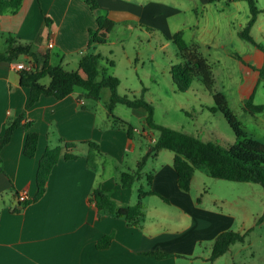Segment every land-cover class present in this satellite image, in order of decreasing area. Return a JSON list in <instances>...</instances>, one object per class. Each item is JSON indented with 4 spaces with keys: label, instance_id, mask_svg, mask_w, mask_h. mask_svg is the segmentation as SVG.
I'll return each mask as SVG.
<instances>
[{
    "label": "crops",
    "instance_id": "1",
    "mask_svg": "<svg viewBox=\"0 0 264 264\" xmlns=\"http://www.w3.org/2000/svg\"><path fill=\"white\" fill-rule=\"evenodd\" d=\"M96 1L100 12L115 23L108 43L102 45L106 55L115 56L120 46L127 51L128 43L136 48L154 39L168 42L173 35L183 32L189 45L196 46L203 56L214 55L218 63L222 57H233L240 71L243 65L264 66V0H257L262 12L251 28L254 44L239 36L251 16L243 0ZM97 28V18L83 0H24L16 13L0 15V53L6 51V36L12 35L21 43L35 44L40 51L49 52L52 65L57 61L63 64L69 57L104 52L100 46L94 50L89 47V32ZM50 42L52 48L48 46ZM28 59L21 56L18 63ZM15 64L0 62V145L8 119L21 116L30 97V90L20 83ZM249 84V80L237 84L243 110L251 100L261 104L256 102L258 89L249 88ZM221 94L229 106V97ZM84 95L76 90L62 100L40 98L22 121H31L30 128H17L1 148L0 264H215L218 259L210 261L212 246L227 231L228 216L203 206L193 195L192 186L191 192L179 187L174 154L162 155L166 149L152 154L142 171L141 180L146 182L150 174L144 170L150 160L157 162L151 173V186L147 182L141 184L136 195V182L132 188L123 189L121 173L133 171L141 160L135 159L131 164L134 166L126 169L128 153L137 150L142 158L149 152L140 138L143 140L150 130L145 121L141 130L135 128L141 137L129 140L124 130L113 127L106 105L103 110L94 109ZM249 114L264 139V112ZM238 121L248 136L256 135V130H247V122ZM29 132L40 136L33 158L24 155ZM59 139L78 143L74 151L77 157L56 164L43 197L23 208L19 196L25 193L27 200L35 198L40 160L46 148L58 145ZM90 141L98 143L103 154L97 168H90L87 163L89 148L84 143ZM111 167L113 173L109 172ZM194 178L195 173L192 185ZM97 186L110 190L120 206H134L141 188L161 197L143 195V217L138 224L130 225L122 217L102 214L91 202ZM105 236L112 237L110 245L99 249L98 243ZM159 252L170 257L154 255Z\"/></svg>",
    "mask_w": 264,
    "mask_h": 264
},
{
    "label": "trees",
    "instance_id": "2",
    "mask_svg": "<svg viewBox=\"0 0 264 264\" xmlns=\"http://www.w3.org/2000/svg\"><path fill=\"white\" fill-rule=\"evenodd\" d=\"M83 1L91 8V12L97 18L98 28L89 32V47L94 50L96 47L108 43L110 34L115 29V23L100 12L101 9L96 0ZM243 1L247 2L251 16L246 27L239 32V36L242 41L254 44L251 28L256 23L262 9L258 6L257 0ZM23 3L24 0H0V15L16 13ZM50 21V19H47V22ZM183 36L184 33L179 32L171 38L181 58V62L171 68L173 82L180 92H186L194 79L202 81L205 88L213 94L216 103L211 110L222 113L231 126L236 137L234 144L222 147L157 124L154 120L153 107L144 99V93L147 90L145 88L142 90L143 95L140 98L135 97L132 99L127 94L120 95L118 92L120 86L119 78L110 75L105 69H101V62L104 60L112 68L114 63L103 57L101 53L89 52L86 55H82L78 68L68 71L61 64L52 65L49 52H42L35 44H24L17 40L16 37L7 35V48L6 51L0 53V62L18 63L19 58L25 56L32 60L34 68L32 71L20 72V83L23 87L30 90V97L21 116L14 120L8 119L0 151L2 146L11 140L17 128L24 127L26 130L30 128L32 125L31 121L24 124H22V121L26 118V111L36 102H39L40 98L55 97L62 100L72 95L79 87L85 91L84 99L98 101L101 100L103 89H108L110 98L105 105L108 116L113 121L112 125L114 128L124 130L129 140L136 138L135 127L115 114L117 105L124 104L130 109H143L146 112L145 121L149 130L158 132L155 143L149 147V152L143 155L136 169L131 172L121 173L120 181L123 189H130L135 182L140 181L148 159L152 154L163 149L169 150L174 154L173 166L177 175V182L179 187L185 192H191L192 180L198 166L207 168L209 175L213 179L236 183L254 182L264 189V143L245 133L241 123L227 106L225 97L221 93L214 91L215 78L208 59L199 52L196 46L189 45ZM46 78L49 79L48 84L42 83ZM245 110L251 114L263 113L264 105H256L251 100L246 104ZM39 141V134L29 132L24 145V155L29 158L35 157ZM77 144L59 139L58 145L46 148L37 169V194L35 198L26 199L23 202V208L39 201L43 197L52 168L56 164L62 159L72 160L77 157L74 154ZM84 144L89 148L86 157L89 167L97 168L98 160L103 157L99 144L92 141ZM0 172H2L1 165ZM146 181L148 186L152 185L153 177L151 174L146 177ZM143 190V188L140 189L137 203L134 206H120L112 198L110 190H104L101 186H97L92 191L91 202L96 205L102 214L122 217L130 225H135L138 224L144 214L142 196L158 195L152 191L145 192ZM111 240V236L103 237L98 243V248H107ZM243 241H245V235L232 230L221 233L213 243L210 261L214 262L225 255L232 244ZM154 255L160 258L170 257V255L162 252L154 253Z\"/></svg>",
    "mask_w": 264,
    "mask_h": 264
},
{
    "label": "rangeland",
    "instance_id": "3",
    "mask_svg": "<svg viewBox=\"0 0 264 264\" xmlns=\"http://www.w3.org/2000/svg\"><path fill=\"white\" fill-rule=\"evenodd\" d=\"M99 48L104 51L101 52L102 56L109 58L116 65L112 68L104 60L101 62V69H105L110 75L118 76L120 95L127 94L132 99L140 98L143 95L142 90L144 88L147 90L144 93V99L153 107L154 120L157 124L222 147H227L236 140L223 114L211 110L216 103L213 94L205 88L201 80L194 79L186 92H180L174 84L171 68L178 65L181 58L172 40L166 42V40L154 39L150 44L145 43L136 48L128 43L127 51H123L121 46L117 47L115 56L104 54L106 47ZM204 57L208 59L215 77L214 91L229 97L228 107L238 120L247 122L250 128L247 129L248 131L256 130L257 133L253 135V138L262 137L255 119L240 108L242 105L237 93V84H243L249 80L248 87L258 89L256 102L264 104V66L254 67V69L247 68L241 63L243 69L240 71L233 57H222L220 63L214 61L217 58L214 55L210 57L206 53ZM79 59L80 56L76 55L69 57L63 64L59 61L54 64H61L66 70L73 71L78 68ZM42 83L47 84L48 78ZM76 90L85 93L82 88L78 87ZM101 96L99 101L87 99L88 105L94 109L103 110V106L109 101L110 91L103 89ZM115 114L126 119L139 130L145 125L144 110H134L124 104H118ZM139 137L141 136L136 135L135 139L138 140ZM157 137L158 132L147 131L144 139L142 140L141 137L140 140L149 148L155 143L153 138ZM260 139L264 143V139ZM164 151L162 155L165 153L172 155L169 150ZM162 158L164 159L165 156ZM135 159H141L137 150L128 153L126 169L134 166L131 164L136 162ZM156 165L155 160H150L149 166L144 171L151 174ZM112 168H109L110 173H113ZM141 181H137L134 185L135 195L140 185L147 182ZM192 193L203 206L212 207L228 216L227 231L232 230L245 235V241L232 244L229 251L215 264H264V189L258 183H236L213 179L207 168L198 166Z\"/></svg>",
    "mask_w": 264,
    "mask_h": 264
},
{
    "label": "built area",
    "instance_id": "4",
    "mask_svg": "<svg viewBox=\"0 0 264 264\" xmlns=\"http://www.w3.org/2000/svg\"><path fill=\"white\" fill-rule=\"evenodd\" d=\"M48 46H49V48H52V47H53V43L50 42V43L48 44ZM14 67H15V70H17V71H19V72H21V71H32L33 68H34V64H33V62H32L31 59H28V60H26V61H24V62H21V63H17V64H15ZM19 200H20L21 202H24V201L26 200V194H25V193H22V194L19 196Z\"/></svg>",
    "mask_w": 264,
    "mask_h": 264
}]
</instances>
